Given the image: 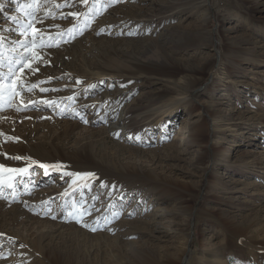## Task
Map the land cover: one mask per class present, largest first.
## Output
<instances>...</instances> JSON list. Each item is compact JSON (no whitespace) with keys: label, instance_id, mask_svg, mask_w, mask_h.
<instances>
[{"label":"rangeland","instance_id":"374dc122","mask_svg":"<svg viewBox=\"0 0 264 264\" xmlns=\"http://www.w3.org/2000/svg\"><path fill=\"white\" fill-rule=\"evenodd\" d=\"M30 2L0 0L4 57L32 40ZM35 16L53 46L0 111V165L63 168L0 195V264H264V0H49ZM65 171L97 179L73 191Z\"/></svg>","mask_w":264,"mask_h":264},{"label":"snow or ice","instance_id":"6c2138e0","mask_svg":"<svg viewBox=\"0 0 264 264\" xmlns=\"http://www.w3.org/2000/svg\"><path fill=\"white\" fill-rule=\"evenodd\" d=\"M49 0H43V3H48ZM42 0H31L30 3L27 4H19L17 3V10L24 12L25 15H28L30 17L28 24L23 25L22 29L20 31V35H23L27 37L29 34L32 35V40L30 42H18L13 48L10 49L12 53H16L19 48H23L25 50L24 53H20L18 58L16 60H13L11 57H4L3 53H0V59L6 60L8 72L7 74H0V111L4 110V105L6 104L7 107L11 108L14 104V101L17 97L21 96V90H27L31 91L32 89L36 88V84L27 85L25 84V81L23 80L24 70L29 69L33 74L38 71L37 68H33L32 64L41 61L42 56L38 49H42L45 47H52L53 45L51 43H46L43 36L40 35L38 38L39 29L35 28L32 21L36 19L35 13L43 7ZM83 3L87 5L89 3V0H83ZM71 5L68 4H56V8H62V7H70ZM27 9H31V12H27ZM4 11V5L0 4V12ZM47 15H53L52 13H47ZM68 15H71L77 19H79V13H69ZM9 19L13 23H18V18L16 16L9 17ZM69 34L73 32V29L67 30ZM62 35V34H61ZM3 46V40L0 39V47ZM25 53H28L26 55ZM77 83H80V81H77ZM92 87H95L93 85ZM41 91H48V89H41ZM55 91V89H53ZM22 105L23 102L21 101ZM31 103V101L29 102ZM44 103L48 104H54L55 101H44ZM27 108V105H23L22 107H16V111H21ZM83 119V117H81ZM0 135H3L0 133ZM13 140L16 141L18 138L13 137H5V142L7 140ZM139 139V137H137ZM10 159L15 160H21L24 159L28 161L27 166L23 168H8L4 165H0V195H2L3 191L5 189H10L13 192H15L16 184L17 183H23L24 177H30L31 172L30 169H32L33 165H38V167L42 168L44 170V174L48 175L49 170L57 171L59 172L63 165L60 164H44V163H38L37 161L31 160L30 158H22L19 156L15 157H9ZM64 176L68 177H74L72 180V184L69 186L72 188L73 191H75V187L73 186H79L82 188H90V184L88 181L97 179L95 174L93 173H72V172H63ZM19 178V179H18ZM78 182H80L78 184ZM101 187H107V185L101 184ZM69 195V192H65L62 194V197H66ZM68 216L75 220L76 223L82 224L84 227H88L87 223L84 222V217L86 215H90V211L88 209L83 208L82 204H77L75 202L71 205V210H68ZM55 218V217H53ZM92 231H95V228L90 229ZM11 239V238H9ZM0 258H6V257H0Z\"/></svg>","mask_w":264,"mask_h":264},{"label":"bare ground","instance_id":"6f19581e","mask_svg":"<svg viewBox=\"0 0 264 264\" xmlns=\"http://www.w3.org/2000/svg\"><path fill=\"white\" fill-rule=\"evenodd\" d=\"M140 62V61H139ZM142 63V62H141ZM56 64H57V62H56ZM62 64V63H61ZM57 66H58V64H57ZM141 67V66H140ZM138 68V67H137ZM148 68V67H147ZM137 71V70H136ZM142 71V70H141ZM144 71V70H143ZM148 71V70H147ZM49 72V71H48ZM51 72V71H50ZM89 72V71H88ZM92 73V72H91ZM104 75L105 74H98V73H94L93 75H91V76H93L92 77V79H94V80H97V79H102V78H104ZM50 78V77H49ZM33 81H35V80H33ZM168 83V82H167ZM26 84V86L27 85H31V84H28V83H25ZM33 84H36L37 85V83H36V81L33 83ZM170 84V83H169ZM49 86V85H48ZM174 86H176L177 88H179V89H181V90H183V85H174ZM44 87V86H43ZM43 87H39L38 89H44ZM47 87V86H46ZM37 88V87H36ZM22 91H27V90H21V92ZM180 91V90H179ZM27 97V96H26ZM67 99V98H66ZM45 101V100H44ZM190 101V100H189ZM66 103L68 102V100H66L65 101ZM174 102V101H173ZM64 103V102H63ZM46 105L48 104V103H45ZM173 106V105H172ZM163 107V106H162ZM164 107H165V104H164ZM178 111V108H169V109H164V110H162V111H160L159 113H158V115H157V118H156V120H157V125H160L161 124V121H164L166 118H168V117H170L172 114H174V113H176ZM122 117H120V118H118L117 120H116V122L114 123V124H112V126H111V128H113V129H119V127H121L122 126ZM125 126V125H124ZM123 126V127H124ZM114 131V130H113ZM116 132V131H115ZM183 132V131H182ZM181 143H183V142H181ZM84 155V154H83ZM86 156V155H85ZM160 209V208H159ZM159 211V210H158ZM166 213V212H165ZM164 217V214L162 213V212H156L155 213V215H154V219L156 218V219H158L159 220V222H158V228H160L161 226V223H160V220H161V218H163ZM154 221H156V220H154ZM166 222V221H165ZM160 226V227H159ZM165 226V225H164ZM164 228V227H163ZM167 229V228H166ZM187 246H188V241L185 243V245H184V250L187 248ZM151 264H154V262H151Z\"/></svg>","mask_w":264,"mask_h":264}]
</instances>
